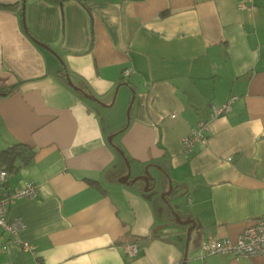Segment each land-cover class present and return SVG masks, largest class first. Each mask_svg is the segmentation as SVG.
<instances>
[{
    "label": "crops",
    "instance_id": "0c3cea01",
    "mask_svg": "<svg viewBox=\"0 0 264 264\" xmlns=\"http://www.w3.org/2000/svg\"><path fill=\"white\" fill-rule=\"evenodd\" d=\"M0 4V150L33 152L7 185L38 189L0 264H264L202 251L264 215V0Z\"/></svg>",
    "mask_w": 264,
    "mask_h": 264
},
{
    "label": "built area",
    "instance_id": "2783aa9c",
    "mask_svg": "<svg viewBox=\"0 0 264 264\" xmlns=\"http://www.w3.org/2000/svg\"><path fill=\"white\" fill-rule=\"evenodd\" d=\"M240 7L245 5L241 3ZM130 69L124 70V76L130 74ZM237 96L234 95L229 102L220 106H212V116L216 117L226 114L231 110V105ZM175 116V114H173ZM208 129L206 123L201 122L190 135L183 138V150L186 155L192 153L199 143H206L207 137L204 131ZM9 172L5 169L0 171V228L8 233L11 238L15 239L25 251L35 253L36 247L30 242H20L17 239L19 232L25 227L21 218L9 220L6 217L9 208L21 199H32L38 195L37 186L28 183L23 187L10 189L8 187ZM130 255L139 253L137 243H131L127 246ZM202 251L204 254L232 253L237 257L240 256H263L264 255V215L254 219L251 224L245 228L236 239H210L203 243Z\"/></svg>",
    "mask_w": 264,
    "mask_h": 264
},
{
    "label": "trees",
    "instance_id": "16d2710c",
    "mask_svg": "<svg viewBox=\"0 0 264 264\" xmlns=\"http://www.w3.org/2000/svg\"><path fill=\"white\" fill-rule=\"evenodd\" d=\"M1 7H8L4 4H0ZM166 14L165 12L163 15ZM124 76V71H123ZM19 84L13 85L7 89L0 90V97H7L11 94ZM33 157V152L29 147L22 143H14L2 150H0V164L1 167L7 170L9 173H15L16 169L23 164H27Z\"/></svg>",
    "mask_w": 264,
    "mask_h": 264
},
{
    "label": "water",
    "instance_id": "95a60500",
    "mask_svg": "<svg viewBox=\"0 0 264 264\" xmlns=\"http://www.w3.org/2000/svg\"><path fill=\"white\" fill-rule=\"evenodd\" d=\"M67 79H68L69 84H71V81L69 79V76H67ZM112 138H113L112 136L109 137V140H112ZM128 167H129V164H128ZM148 177H149V174L145 173V176L138 177V178H134L131 181L132 182H136L138 179H143V180L146 181V184H148L149 181H150V179H151V178L149 179ZM129 180H130V170L128 171L127 175L124 176V177H122L119 181L122 182V183H127ZM189 222L190 221H188V223ZM192 229H193V227H190L189 231H191Z\"/></svg>",
    "mask_w": 264,
    "mask_h": 264
}]
</instances>
